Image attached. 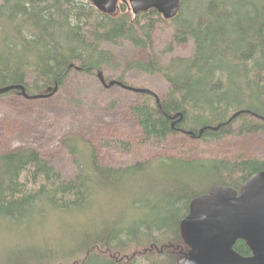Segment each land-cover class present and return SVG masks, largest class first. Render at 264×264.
Here are the masks:
<instances>
[{
  "label": "trees",
  "instance_id": "obj_1",
  "mask_svg": "<svg viewBox=\"0 0 264 264\" xmlns=\"http://www.w3.org/2000/svg\"><path fill=\"white\" fill-rule=\"evenodd\" d=\"M160 22L174 24L172 41L192 42L194 50L168 63L152 53L123 64L119 83L132 86L125 76L136 69L169 84L163 97L144 92L129 108L144 140L161 148L180 132L210 142L264 134V0H182L170 20L155 9L135 17L124 2L110 15L90 0H0V88L23 84L30 96L49 94L73 69L92 75L115 68L119 62L105 45L152 49ZM63 143L77 170L71 177L31 147L0 154V264H177L190 250L180 223L191 201L218 185L240 192L264 171L259 158L162 157L107 166L81 138ZM100 144L132 150L122 139ZM234 248L251 255L244 240Z\"/></svg>",
  "mask_w": 264,
  "mask_h": 264
},
{
  "label": "rangeland",
  "instance_id": "obj_2",
  "mask_svg": "<svg viewBox=\"0 0 264 264\" xmlns=\"http://www.w3.org/2000/svg\"><path fill=\"white\" fill-rule=\"evenodd\" d=\"M175 25L160 22L152 32L153 48H137L128 41L107 43L119 62L115 68L102 70L108 84L117 80L123 64L147 60L152 53L168 63L173 56H188L194 45L172 41ZM172 43V51L168 46ZM126 82L136 88H147L163 97L169 84L158 73L131 70ZM139 92L117 84L105 86L98 71L92 75L73 69L59 90L51 97L29 99L22 94H0V154L31 147L65 177L75 174L73 157L68 154L64 138L75 136L89 143L98 154L99 162L120 167L138 161L162 157L189 159L244 158L264 159V134L231 135L217 141H204L185 133L172 134L164 147L157 148L144 140V133L129 108L140 99ZM122 139L130 142V153H119L101 146L102 140Z\"/></svg>",
  "mask_w": 264,
  "mask_h": 264
},
{
  "label": "water",
  "instance_id": "obj_3",
  "mask_svg": "<svg viewBox=\"0 0 264 264\" xmlns=\"http://www.w3.org/2000/svg\"><path fill=\"white\" fill-rule=\"evenodd\" d=\"M101 12L116 15L119 3H127L135 17L155 9L164 19L174 18L180 11L182 0H90ZM98 76L105 86H120L139 92L153 93L147 88H136L115 80L108 84L102 70ZM20 89L29 99L53 96L59 87L49 94L30 96L23 84L0 88V94ZM159 108L161 105L158 103ZM238 114V113H237ZM235 114L234 116H236ZM177 114L174 118L178 117ZM203 130V129H202ZM181 235L190 250L177 264H264V171L252 175L240 192L229 186H214L208 193L195 197L189 213L180 223ZM247 242L251 255L243 256L234 245L238 240Z\"/></svg>",
  "mask_w": 264,
  "mask_h": 264
},
{
  "label": "bare ground",
  "instance_id": "obj_4",
  "mask_svg": "<svg viewBox=\"0 0 264 264\" xmlns=\"http://www.w3.org/2000/svg\"><path fill=\"white\" fill-rule=\"evenodd\" d=\"M250 73V72H249ZM47 213V212H46ZM47 220V219H46ZM41 221V220H40ZM48 221V220H47ZM35 223V222H34ZM41 223V222H40ZM46 223V222H45ZM32 224V223H31ZM27 225V224H26ZM23 228V227H22ZM24 229V228H23ZM28 232V231H27ZM33 233V232H32ZM84 236V235H83ZM83 238V237H82ZM52 239V238H51ZM93 245V244H92ZM32 249V248H31ZM31 254V253H29ZM34 255V254H33ZM30 257V256H29ZM25 260V259H24ZM27 262V261H26Z\"/></svg>",
  "mask_w": 264,
  "mask_h": 264
},
{
  "label": "flooded vegetation",
  "instance_id": "obj_5",
  "mask_svg": "<svg viewBox=\"0 0 264 264\" xmlns=\"http://www.w3.org/2000/svg\"><path fill=\"white\" fill-rule=\"evenodd\" d=\"M120 86V85H119Z\"/></svg>",
  "mask_w": 264,
  "mask_h": 264
}]
</instances>
